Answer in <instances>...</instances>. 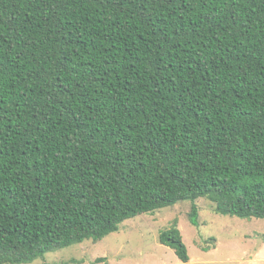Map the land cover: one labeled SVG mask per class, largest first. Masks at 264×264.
<instances>
[{
    "label": "trees",
    "instance_id": "1",
    "mask_svg": "<svg viewBox=\"0 0 264 264\" xmlns=\"http://www.w3.org/2000/svg\"><path fill=\"white\" fill-rule=\"evenodd\" d=\"M200 199L264 220V0H0V264Z\"/></svg>",
    "mask_w": 264,
    "mask_h": 264
},
{
    "label": "rangeland",
    "instance_id": "2",
    "mask_svg": "<svg viewBox=\"0 0 264 264\" xmlns=\"http://www.w3.org/2000/svg\"><path fill=\"white\" fill-rule=\"evenodd\" d=\"M196 204L198 227L190 221L192 203L184 201L127 220L119 232L98 243L86 241L32 264H98V259H106L108 264H264V220L218 215L206 199ZM175 221L188 248V263L159 241L160 234Z\"/></svg>",
    "mask_w": 264,
    "mask_h": 264
}]
</instances>
